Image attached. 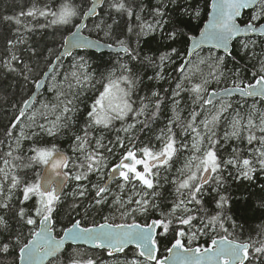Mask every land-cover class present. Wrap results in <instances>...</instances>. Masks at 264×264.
Instances as JSON below:
<instances>
[{"label": "snow or ice", "instance_id": "snow-or-ice-1", "mask_svg": "<svg viewBox=\"0 0 264 264\" xmlns=\"http://www.w3.org/2000/svg\"><path fill=\"white\" fill-rule=\"evenodd\" d=\"M108 6L126 15L129 23L124 38L115 39L114 50L123 57L99 73L91 70L84 56L74 58L68 70L56 71L64 57L72 56L71 48L99 44L81 34L88 28L85 20L99 15L95 3L84 10L73 0H32L27 10L3 18L17 26V33L32 31V21L43 18L41 28L67 26L69 35L64 37L63 52L48 64L52 75L46 90L52 98L39 107L31 97L22 99L23 106L0 139V210L4 213L0 214V233L12 232L8 213L27 229L26 234L15 232L7 242L0 240V253L18 248L19 264H105L98 256L70 245L66 248L71 241L106 252L115 264H264V220L246 239L241 238L237 230L243 231L244 225L228 214L230 197L224 194L225 173L247 181L264 173V40L259 67L250 80L241 79L237 68L233 87L209 90V85L225 77V56L235 61L230 47L234 41L247 52L256 41L238 38L252 33L264 38V0H211L210 5L205 3V9H211L205 13L206 22L198 6L181 0H156L151 8L140 4L139 12L128 0H108ZM146 9L150 19L141 15ZM170 12H182L201 22L199 35H188L178 25L166 29L172 22ZM93 27L112 36V25L102 19ZM157 32L174 43L184 36V43L191 44L184 53L170 47L155 58L142 56L140 38ZM24 43L23 38L7 41L0 68L24 75L27 81L25 72L32 69L27 64L19 69L21 58L15 52ZM205 45L211 48L201 55ZM211 49H223L225 55ZM256 56L252 52V58ZM177 59L182 62L177 64ZM169 66L177 74L170 97L161 94L168 89L145 85L141 76L152 69L149 81L172 79L166 75ZM184 93L191 100L186 117L180 107ZM237 94L244 103L234 106L231 97ZM248 98L253 99L250 105ZM169 99L173 115L154 137L142 139L140 134L151 131ZM66 133H70L69 150H62L55 141ZM109 133H115L114 139L108 138ZM229 141L236 142L230 151L226 148ZM182 155L183 164L175 175H162L171 172ZM70 181L74 183L73 210L81 207L75 201L94 193L85 214L103 206L113 214L91 225L72 219L57 238V215ZM162 181L171 185L170 200L160 192ZM260 188L264 193V185ZM210 193L215 194L212 211L204 200ZM260 207L264 208V196ZM117 214L120 222H115ZM162 240L170 245L163 256ZM129 246H134L136 258L120 260L117 254L126 255Z\"/></svg>", "mask_w": 264, "mask_h": 264}, {"label": "trees", "instance_id": "trees-1", "mask_svg": "<svg viewBox=\"0 0 264 264\" xmlns=\"http://www.w3.org/2000/svg\"><path fill=\"white\" fill-rule=\"evenodd\" d=\"M79 7H82L84 10H87L90 7L89 0H73ZM128 2L133 6L134 10L139 12V5L144 4L147 5L148 8H151L152 5L156 3V0H128ZM209 4V0H181L182 4H192L193 6H198L202 12V18L205 20V13L208 12V9H205V3ZM32 0H0V58H3L5 55V50L7 48V41L16 40L18 38H23L26 40V43L18 45L15 49L16 54L21 58L17 67L19 69H23L24 65L27 64L31 69V73L25 72L26 75L29 76V79L26 81L24 79V75L18 73H10L3 68H0V139L3 138V132L5 128L10 126V122L13 118L18 114L19 107L23 106L21 104L22 99H26L30 96L33 91L34 85L37 80L42 76V74L49 67V61H52L53 58L59 52L64 37L69 33L67 31V26L65 27H45L41 28L39 25L45 23L43 18L37 21H32L33 29L30 32H26L21 29L20 33H17V26L11 21H5L3 18L5 16H15L21 10H27L28 7L31 6ZM99 15L96 16L93 20L88 21V28H86V34L96 40H99L106 44H113L115 46L116 37L124 38V35L127 33V25L129 23L126 15H121L116 13L114 10H111L108 6V0L103 4V6L98 10ZM147 18H151L148 16L147 9L144 13H141ZM172 17V22L169 25H166V29H171L173 26H179L180 30L188 35H196L199 31V28L202 26V23L196 21L190 16L183 15L182 12H170ZM246 18V16H245ZM101 19L106 24H111V32L112 36H105L104 31H97L93 25L95 23H99ZM183 20L185 23L180 24L179 22ZM132 23L135 24V17H133ZM199 26V27H198ZM89 29V30H88ZM73 30V29H72ZM107 30V29H105ZM138 30V29H137ZM252 40L256 41V45L251 48L247 52H243L240 50L238 44L235 42L232 46V55L235 56V61L232 60L231 57L225 56V77L220 81V83H212L209 85V90L220 89L228 87L229 85H233L232 81L235 79L233 73L238 68L240 71V78L245 81L251 79V73L256 71L259 67V59L261 56L262 48L261 41L264 38H252ZM133 46H135V37H132ZM185 37L179 36L177 41L174 43L169 41L166 37V34H161L159 32L155 33L152 36H143L140 38V49L142 56H152L156 57L160 52L169 50L170 47H176L178 51L184 53L186 47L188 46L184 43ZM51 50V52L49 51ZM208 51H202V54L207 53ZM252 52L257 54L256 58H252ZM216 55H221L220 53H215ZM73 56L79 57L84 56L89 65L91 66V70L99 73L105 71L108 68H111L116 60L119 57H123V54H108V53H100L96 54L93 52H77ZM127 59L126 57H124ZM71 57L66 58L62 61V67H57V72H64L70 68L71 65ZM177 64L181 63L180 59H177ZM135 63V62H133ZM169 66V71L166 75L172 77V79H166L162 81H149L147 76L153 75V70L148 69L147 73H141V76L144 77V84L150 87H153L157 90L168 89L167 93L161 91L162 95L171 96V90L175 85V77L177 74L171 73ZM142 88L144 85L141 86ZM46 88V87H45ZM44 88L42 93L46 92ZM148 89L145 88L146 92ZM144 93L142 92L141 95ZM89 95H91L89 93ZM183 99L181 100L180 107L184 109L181 113L182 116H187L188 109L191 105V100L187 96L186 93L182 94ZM41 95L38 97V99ZM37 99V100H38ZM90 103V101H88ZM166 107L163 109V114L159 117V119L151 126V131L146 130L145 133H141V138L147 140L148 137H154L155 133L158 131L160 127H163L167 121V118L173 115L171 108V100H166ZM83 107V106H81ZM177 131H179L177 129ZM70 133H66L63 137H58L55 141L58 143L62 150H69L68 144L69 141L67 139ZM109 139H114L115 133L107 134ZM51 139V138H48ZM155 142V141H153ZM235 141H229L226 148L228 151L231 150V145H234ZM243 146V145H242ZM119 152L120 150L117 149ZM184 156L182 155L179 159L176 160L172 170L175 171L179 168L182 159ZM179 165V166H178ZM162 175H167L162 173ZM225 183L224 192L225 195L230 197L229 201V215H232L234 219L237 220L238 224H243L244 229L241 231L237 230L238 235L246 239L248 232L254 228L257 224H259L262 220H264V208L260 207V198L264 196V193L261 192V185H264V176L257 174L254 180L247 181L243 179H234L231 176H228L225 173ZM95 179V177H93ZM163 187L160 189V192L166 200L171 199L172 188L168 183H164L162 181ZM74 183L69 182L66 189L64 190L67 195L71 189H73ZM93 193H90L89 199H85L82 201H75L81 204L79 209L73 210L72 204L74 203L73 198L70 199L67 196L63 199V204L60 207L59 213L57 215V223L55 225V233L58 234L59 237L62 233V228L66 226H70L69 221L72 219H81L85 225H91L93 223H98L103 221L104 215H112L109 211L108 206H103L102 210H92L89 209L88 214H85L84 208L90 201V196ZM215 194L210 193L204 197V200L208 202L206 207L212 211L215 209V205L211 203L212 198ZM14 203H17L14 201ZM30 203V202H29ZM77 212L79 215H77ZM0 214H4L2 210H0ZM152 218H156L155 215ZM6 219L9 220V225L12 229L11 233H0V240L7 242L12 235L17 231H23L25 234L27 233V229L24 228L22 222H18L15 218L12 217L11 213L6 215ZM115 222H120L117 214V219ZM140 222H143V218H140ZM203 239L199 241L203 243ZM166 246H170L167 244V240H162L160 245V255L163 256L166 253ZM69 248V247H66ZM74 248V247H71ZM80 251L85 252L89 255H92L91 251L85 250L84 248H78ZM70 250V249H69ZM136 251L133 249L126 250V255H119V259H134ZM100 255H104L103 257L109 259L108 256L99 252ZM17 256H18V248L10 249V252L0 253V264H17Z\"/></svg>", "mask_w": 264, "mask_h": 264}, {"label": "water", "instance_id": "water-1", "mask_svg": "<svg viewBox=\"0 0 264 264\" xmlns=\"http://www.w3.org/2000/svg\"><path fill=\"white\" fill-rule=\"evenodd\" d=\"M105 2H106V0H90V3H91V4H90V7H91V5H92L93 3H95L96 6H97V12H98V10L103 6V4H104ZM210 3H211V0H210ZM210 3H209V5H210ZM209 11H211L210 7H209V9H208V12H209ZM95 17H96V16H91V17L87 18V19L85 20V23H88L89 20H93ZM206 19H207V17H206ZM206 19H205L204 22H206ZM202 26H203V25H202ZM84 30H85V29H82V30H81V34H82L85 38H87L88 40H91V41H98V40H96V39H94V38H92V37H89V36L85 35V34H84ZM73 31H76V29H73ZM68 35H69V34H68ZM198 35H199V32H198V34L195 35V36H198ZM254 37H260V36H259L258 34L252 33V34H249V35L246 36V37H240V38H238V39L254 38ZM63 41H64V40H63ZM234 42H236V41H234ZM234 42H233V43H234ZM190 44H191V41H188V46H190ZM62 45H63V43H62ZM62 45H61V48H60L59 52L57 53V55H59L60 53L63 52V47H62ZM107 45H108V44L99 41V44H98L97 46H95V47H85V48H82V49L71 48L70 51L72 52V55H73L74 53H76V52H93V53H96V54H100V53H108V54H113V55L118 54L117 51L114 50L115 47H113V48H109V47H107ZM232 45H233V44H232ZM232 45L230 46V47H231V51H232ZM210 48H211L210 45H205V46H204V50H209ZM211 50H214V51H216V52H218V53H221V54L225 55L223 49H211ZM119 54H123V53H119ZM65 58H67V57H64L63 59H65ZM55 59H56V56L54 57V59H53L52 62H55ZM44 73H48V75H45ZM44 73L42 74V76L40 77V79L36 82V84L39 82V83L41 84V87H37L36 84H35L34 89H33L32 93H31L30 96H29V97H31V99L34 100V101H36V99L38 98V96H39V95L42 93V91L44 90L45 85H46V83H47L49 77H50L51 74H52V69H51L50 67H48ZM234 96H239V95L237 94V95H234ZM29 97H28V98H29ZM250 99H252V98H248V100H250ZM62 235H63V232H62L61 236H62ZM57 238H59V237H57ZM69 245H70L71 247H82V248H85V249L90 250V251H99V250H95V249H93V248H92L90 245H88V244H84L83 242H78L77 244H72L71 241H69L68 244H66L65 247H69ZM130 248H134V246H129L128 249H130ZM128 249H126V250H128ZM134 249H135V248H134ZM167 254H168V253H166V255H167ZM117 255H120V254H117ZM142 259H143V258H142ZM17 264H19V261H18Z\"/></svg>", "mask_w": 264, "mask_h": 264}, {"label": "rangeland", "instance_id": "rangeland-1", "mask_svg": "<svg viewBox=\"0 0 264 264\" xmlns=\"http://www.w3.org/2000/svg\"><path fill=\"white\" fill-rule=\"evenodd\" d=\"M88 30H89V29H88ZM208 52H209V51H208ZM208 52L205 53V54H202V53H201V55H207ZM213 53H214V52H213ZM74 58H78V57H76V56H72V57H71V60H70L71 63L73 62V59H74ZM49 83H51V80H50V79H49V81L47 82V86H48ZM47 86H46L45 89H47ZM228 87H233V85L231 84V85H229ZM51 98H52V94L46 90L45 93H42V94H41V97L37 100V103H36L34 106H35V107H39V106H40V102L47 101V100H49V99H51ZM231 100H232L234 106H235L237 103H241V104L244 103V101L241 100V98H231ZM252 103H253V101H247V104H249V105L252 104ZM261 106H262V105H259V104H258V107H261ZM185 155H186V154H185ZM183 161H184V158L182 159V162H181L180 166L178 165L179 168L182 166ZM175 172H176V170H175V171L171 170V172H169V173H164V174H167L169 177H172V176L175 175ZM258 174L264 176V173H258ZM113 188H115V185H113ZM71 191H72V189L70 190V192L67 193V195L65 194V196H67V197L70 198V199L73 198V197L70 195ZM93 194H94V193H93ZM108 208H109V207H108ZM109 211L112 213V211L110 210V208H109ZM91 252H92V255L98 256V257H100L101 260L105 261V264H115V258H114V257H109V259H107V258L103 257L104 255H103V256L100 255V254H99V251H91ZM102 253L105 254V255L107 256L106 252H102ZM120 260H124V259H120Z\"/></svg>", "mask_w": 264, "mask_h": 264}]
</instances>
